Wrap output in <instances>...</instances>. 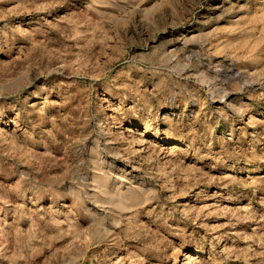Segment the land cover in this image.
I'll list each match as a JSON object with an SVG mask.
<instances>
[{
    "label": "rangeland",
    "instance_id": "rangeland-1",
    "mask_svg": "<svg viewBox=\"0 0 264 264\" xmlns=\"http://www.w3.org/2000/svg\"><path fill=\"white\" fill-rule=\"evenodd\" d=\"M0 264H264V0H0Z\"/></svg>",
    "mask_w": 264,
    "mask_h": 264
}]
</instances>
